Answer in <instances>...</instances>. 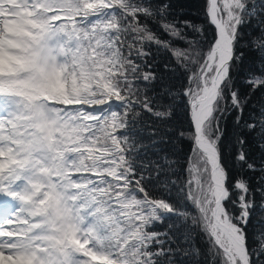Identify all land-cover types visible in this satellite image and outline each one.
Segmentation results:
<instances>
[{
  "label": "snow or ice",
  "instance_id": "obj_1",
  "mask_svg": "<svg viewBox=\"0 0 264 264\" xmlns=\"http://www.w3.org/2000/svg\"><path fill=\"white\" fill-rule=\"evenodd\" d=\"M0 264H264V0H0Z\"/></svg>",
  "mask_w": 264,
  "mask_h": 264
}]
</instances>
